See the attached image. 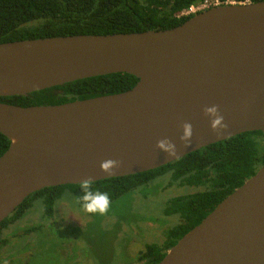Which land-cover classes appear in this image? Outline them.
Returning a JSON list of instances; mask_svg holds the SVG:
<instances>
[{"label": "water", "instance_id": "water-1", "mask_svg": "<svg viewBox=\"0 0 264 264\" xmlns=\"http://www.w3.org/2000/svg\"><path fill=\"white\" fill-rule=\"evenodd\" d=\"M113 72L129 89L58 104L0 102V222L43 187L134 174L235 134L264 142V0L225 2L164 29L0 42V96ZM216 105L226 127H210ZM192 125L189 143L182 125ZM167 137L174 156L156 147ZM112 159L109 172L100 168ZM157 264H264V164Z\"/></svg>", "mask_w": 264, "mask_h": 264}, {"label": "trees", "instance_id": "trees-1", "mask_svg": "<svg viewBox=\"0 0 264 264\" xmlns=\"http://www.w3.org/2000/svg\"><path fill=\"white\" fill-rule=\"evenodd\" d=\"M215 0H0V42L74 34H109L164 29L181 24L194 12L190 6ZM256 2L260 0H218ZM198 11V10H197ZM196 12V11H195ZM137 77L113 72L77 79L64 84L20 95L0 96V102L21 106L58 104L76 99L117 93L131 88ZM9 139L0 132V155ZM264 164V142L260 130L244 131L210 143L171 162L146 171L90 181L93 190L109 194L110 202L156 178H164L162 188L189 185L196 191L170 197L166 215L176 214L179 222L166 233L163 243L146 244L138 258L157 264L176 241L210 212L232 190ZM81 183L43 187L27 195L0 222V246L5 244L2 230L22 217L40 199L44 213L51 216L56 201L64 193L79 195ZM23 228V233L35 230Z\"/></svg>", "mask_w": 264, "mask_h": 264}, {"label": "rangeland", "instance_id": "rangeland-1", "mask_svg": "<svg viewBox=\"0 0 264 264\" xmlns=\"http://www.w3.org/2000/svg\"><path fill=\"white\" fill-rule=\"evenodd\" d=\"M203 8L200 4L191 12ZM164 182L156 178L121 195L111 201L105 215L85 212L76 194L64 193L47 216L42 201L36 199L27 216L17 222L36 229L8 236L0 264H146L138 258L145 245L162 244L179 222L178 215L164 213L166 201L196 191L189 185L164 189Z\"/></svg>", "mask_w": 264, "mask_h": 264}, {"label": "clouds", "instance_id": "clouds-1", "mask_svg": "<svg viewBox=\"0 0 264 264\" xmlns=\"http://www.w3.org/2000/svg\"><path fill=\"white\" fill-rule=\"evenodd\" d=\"M204 113L209 118L210 127L214 130L222 129L226 127L224 124L223 116L219 113L216 105H209L204 108ZM192 136V125L189 122H184L182 125V134L180 140L185 144L189 143ZM156 147L167 154L168 156H174L177 152L176 144L167 137L157 140ZM117 166V161L107 159L101 162L100 168L103 172H109L111 169ZM82 189L81 195H79L78 203L82 206L83 210L90 214L105 215L108 213L111 202L109 194L93 190L91 182L88 180L83 181L80 184Z\"/></svg>", "mask_w": 264, "mask_h": 264}, {"label": "flooded vegetation", "instance_id": "flooded-vegetation-1", "mask_svg": "<svg viewBox=\"0 0 264 264\" xmlns=\"http://www.w3.org/2000/svg\"><path fill=\"white\" fill-rule=\"evenodd\" d=\"M174 187V184H172V185H169V186H166L164 189H168L169 187ZM30 208H31V206H30ZM28 211V210H27ZM27 212L23 215L24 217L25 216H27ZM170 215H174V213L173 214H170ZM23 216L22 217H20V218H18V219H15L12 223H10L9 224V227H7L6 229H3L2 230V236L5 238V244H3L2 246H0V250H1V248L2 247H6L7 246V242H8V236H10V235H15V236H17V234H21V233H23V231H22V229L21 230H19V227L20 226H18L17 225V222L18 221H21V219L23 218ZM167 223V222H166ZM29 226H32V225H29ZM20 228H23V225H22V227H20ZM1 253V252H0Z\"/></svg>", "mask_w": 264, "mask_h": 264}, {"label": "built area", "instance_id": "built-area-1", "mask_svg": "<svg viewBox=\"0 0 264 264\" xmlns=\"http://www.w3.org/2000/svg\"><path fill=\"white\" fill-rule=\"evenodd\" d=\"M208 2H209V1H205L204 3H202V5H204V6H206V7H209L210 2H209V4H208ZM218 3H219L218 0H215V1L213 2V4H218ZM207 4H208V5H207ZM193 10H194V6H190L189 9L183 11V13H184V14H187V13L193 11Z\"/></svg>", "mask_w": 264, "mask_h": 264}]
</instances>
